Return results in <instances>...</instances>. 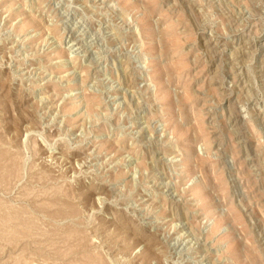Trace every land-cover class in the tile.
I'll return each instance as SVG.
<instances>
[{
  "label": "rangeland",
  "instance_id": "rangeland-1",
  "mask_svg": "<svg viewBox=\"0 0 264 264\" xmlns=\"http://www.w3.org/2000/svg\"><path fill=\"white\" fill-rule=\"evenodd\" d=\"M0 264H264V0H0Z\"/></svg>",
  "mask_w": 264,
  "mask_h": 264
}]
</instances>
